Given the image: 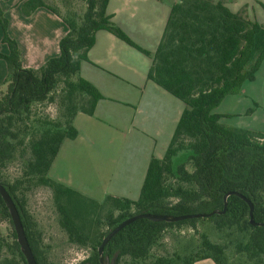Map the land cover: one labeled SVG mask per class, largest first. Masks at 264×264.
<instances>
[{
    "label": "trees",
    "instance_id": "1",
    "mask_svg": "<svg viewBox=\"0 0 264 264\" xmlns=\"http://www.w3.org/2000/svg\"><path fill=\"white\" fill-rule=\"evenodd\" d=\"M108 1L85 0L82 15L74 13L66 18L43 0L25 1L21 6L24 15L46 8L67 27L66 35L59 41V55L37 70L21 67L16 45L6 36V20L0 9L2 41L9 47V54L1 55L9 76L6 92L0 98V169L13 160L16 147L24 142L29 130L25 127L24 136L20 137L18 126L29 120L31 105L51 102L58 108V119L42 124V132L38 136L32 134L28 140L29 156L21 178L6 183L0 175V184L16 205L37 264L50 263L19 192L24 184L50 190L68 243L90 250L88 258L79 264H99L97 249L103 238L133 215L181 216L221 211L223 197L229 192L247 198L253 204L254 221H264V135L224 128L218 124L220 116L214 113L227 96L238 94L245 82L254 80L264 60V24L250 20L245 10L230 11L224 0H181L171 6L161 40L151 54L134 44L111 21ZM99 30L149 57L147 79L184 106L163 157L149 161L135 202L108 196L100 203L48 177L62 142L77 136L74 118L78 114L92 116L102 99L91 84L78 76ZM170 179L174 181L171 183ZM0 219L11 223L1 198ZM200 222H211L215 230L226 232L227 236L239 235L232 242L234 253L244 258L239 264H264V226L249 224V207L236 196L228 197L224 214L210 218L176 223L137 220L107 242L103 256L108 261L116 257L115 264H195L202 260L235 264L226 258V245L212 242L205 234L200 235V245L189 255H153V248L167 229L195 230ZM101 226L106 230L101 231ZM0 264H26L14 230L11 242L0 237Z\"/></svg>",
    "mask_w": 264,
    "mask_h": 264
},
{
    "label": "crops",
    "instance_id": "2",
    "mask_svg": "<svg viewBox=\"0 0 264 264\" xmlns=\"http://www.w3.org/2000/svg\"><path fill=\"white\" fill-rule=\"evenodd\" d=\"M25 1L0 0V9L6 20V36L16 45L21 67L37 70L59 55V41L66 35L67 27L46 8L24 15L21 6ZM172 4L164 5L160 0H109L107 13L133 43L150 53L155 52L161 40ZM2 38L0 25V90L9 76L7 64L1 58L9 54V47ZM150 40H156L155 46L150 45ZM150 64L149 57L109 32L95 33L94 45L87 61L81 63L78 76L91 84L102 99L92 116L78 114L74 118L77 136L62 142L48 172L50 179L97 202L108 196L136 201L130 197H139L149 161L163 157L182 114L171 95L147 79ZM261 65L253 83L261 75L264 80ZM117 101L138 109L139 128L137 115L125 116L111 109L109 104ZM98 118L104 120L96 122ZM109 119L112 126L105 122ZM123 128L131 134L126 144L130 142L134 146L125 154L119 151L106 155L100 147L102 138L112 136L114 131L121 134ZM115 136L102 147L113 146ZM195 264L214 263L202 260Z\"/></svg>",
    "mask_w": 264,
    "mask_h": 264
},
{
    "label": "rangeland",
    "instance_id": "3",
    "mask_svg": "<svg viewBox=\"0 0 264 264\" xmlns=\"http://www.w3.org/2000/svg\"><path fill=\"white\" fill-rule=\"evenodd\" d=\"M43 1L47 6L54 9L62 18L72 16L74 13L80 16L86 9L85 0ZM180 1L181 0H160L164 5H168L170 2H173L172 5L179 4ZM224 2L230 11L236 13L245 10L250 20L258 24H264V9L262 7V5L264 6V0H224ZM147 20L151 22V18ZM155 44L156 40H150L151 46H155ZM262 72H264V61L261 65L260 74ZM261 78L262 75L259 76L256 83H253L254 80L245 82L238 94L227 96L220 106L214 110V113L220 116L218 121L220 126L228 129H245L259 135H264V80ZM6 88L7 85L0 90V98L5 94ZM171 98L177 103L182 112V102L173 96H171ZM109 105H111V109L116 110L117 113L122 112L125 116L128 114H130L131 117L132 115H137L136 127L139 128L138 122L140 113H138L136 107L118 101L112 102ZM56 109L58 108L55 103L51 102L31 105L29 120L18 126L20 129V137L24 136L23 129L25 127L29 130L25 135L24 142L22 146L16 147L13 160L0 169L3 182L13 183L21 178L24 163L29 156L27 149L28 140L31 138L32 134L38 136L42 132V127L45 123L55 122L56 119H58L59 115L57 116ZM103 120L104 119L98 118L96 122ZM105 122L107 125L112 126V121H110V119ZM125 130L126 129L123 128L122 133L118 135H116L118 132H113L112 136L116 135L115 144L113 146L102 147L105 146V143L106 145L108 144L112 136L102 138L100 147L105 151L106 155L111 156L112 154H118L119 151L125 154L127 149L131 150L134 145L130 142L126 144L128 143L127 141L130 140L131 134ZM152 139H155V137H152ZM157 141L162 142L163 139L157 138ZM176 160L177 157L174 161L176 162ZM188 170L191 171L190 167H188ZM173 181L174 179L169 180L171 183ZM19 192L23 195L25 208L34 222L36 229L40 233L41 245L48 251L47 256L50 264H79L88 258L90 255V250L88 248H78L68 243L66 234L59 226V215L56 211L52 194L48 188L36 186L34 184H24L19 189ZM130 198H134L136 201L138 199V197ZM104 199L100 201V203H102ZM174 201L175 200H171L170 202ZM99 228L101 231L106 230L104 226ZM12 232L13 226L9 220L0 219V237L7 242H11ZM201 234L207 235L214 243L226 245L225 255L228 262L232 261L235 264H239V261L244 260L242 256L234 253V246L232 244L236 238L239 239V235L230 233V235L227 236L226 232L220 233L215 230L211 222H200L197 224L195 230L189 227L167 229L162 234L163 236L160 243L153 248L152 253L155 257L164 256L169 258L189 255L200 245Z\"/></svg>",
    "mask_w": 264,
    "mask_h": 264
},
{
    "label": "water",
    "instance_id": "4",
    "mask_svg": "<svg viewBox=\"0 0 264 264\" xmlns=\"http://www.w3.org/2000/svg\"><path fill=\"white\" fill-rule=\"evenodd\" d=\"M229 196H236L247 203L249 207V224L251 226L253 227L264 226V221L262 223H256L254 221L253 204L247 198H245L243 195L239 194L238 192H229V193H226L223 197V209L221 211L214 210L210 213L188 214V215H181V216L150 214V213H142V214L133 215L132 217L124 220L122 223L117 225L114 229L109 231L107 235L103 238L100 246L97 249L99 264H115L116 257H114L110 261L104 258L103 256L104 246L114 235H116L119 231H121L124 227L130 225L131 223L137 220H140V219H147L151 222H157V223L158 222L176 223V222H180L184 220L199 219V218L204 219V218H210L214 215H222L226 211L227 199ZM0 198L2 199V202L10 217V221H11V224L13 226V230L16 236V242L19 246L22 256L25 259L26 264H37L33 256V253L30 249V246L28 244L16 205L13 199L11 198V196L9 195V193L7 192V190L5 189V187L2 186L1 184H0Z\"/></svg>",
    "mask_w": 264,
    "mask_h": 264
}]
</instances>
